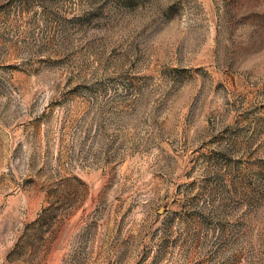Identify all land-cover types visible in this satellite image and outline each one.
I'll return each mask as SVG.
<instances>
[{
  "label": "rangeland",
  "instance_id": "374dc122",
  "mask_svg": "<svg viewBox=\"0 0 264 264\" xmlns=\"http://www.w3.org/2000/svg\"><path fill=\"white\" fill-rule=\"evenodd\" d=\"M0 264H264V0H0Z\"/></svg>",
  "mask_w": 264,
  "mask_h": 264
}]
</instances>
